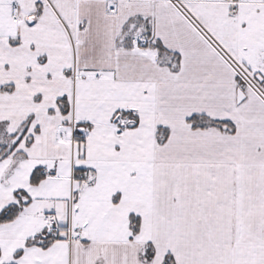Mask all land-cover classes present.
<instances>
[{"label": "snow or ice", "instance_id": "1", "mask_svg": "<svg viewBox=\"0 0 264 264\" xmlns=\"http://www.w3.org/2000/svg\"><path fill=\"white\" fill-rule=\"evenodd\" d=\"M0 264H264V0H0Z\"/></svg>", "mask_w": 264, "mask_h": 264}]
</instances>
